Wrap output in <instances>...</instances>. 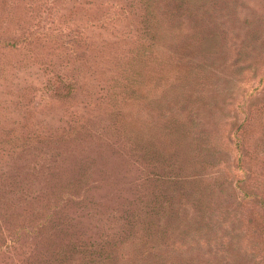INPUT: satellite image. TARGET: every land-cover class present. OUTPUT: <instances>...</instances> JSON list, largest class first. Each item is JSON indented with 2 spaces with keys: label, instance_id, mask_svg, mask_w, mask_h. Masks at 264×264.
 Segmentation results:
<instances>
[{
  "label": "rangeland",
  "instance_id": "374dc122",
  "mask_svg": "<svg viewBox=\"0 0 264 264\" xmlns=\"http://www.w3.org/2000/svg\"><path fill=\"white\" fill-rule=\"evenodd\" d=\"M0 264H264V0H0Z\"/></svg>",
  "mask_w": 264,
  "mask_h": 264
}]
</instances>
